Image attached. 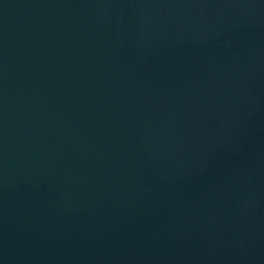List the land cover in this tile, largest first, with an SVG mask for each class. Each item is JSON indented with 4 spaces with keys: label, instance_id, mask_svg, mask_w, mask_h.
Returning <instances> with one entry per match:
<instances>
[{
    "label": "water",
    "instance_id": "water-1",
    "mask_svg": "<svg viewBox=\"0 0 264 264\" xmlns=\"http://www.w3.org/2000/svg\"><path fill=\"white\" fill-rule=\"evenodd\" d=\"M0 264H243L186 0H0Z\"/></svg>",
    "mask_w": 264,
    "mask_h": 264
}]
</instances>
